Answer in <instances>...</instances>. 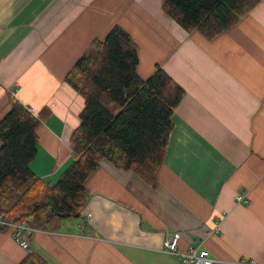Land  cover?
<instances>
[{
    "label": "crops",
    "instance_id": "obj_1",
    "mask_svg": "<svg viewBox=\"0 0 264 264\" xmlns=\"http://www.w3.org/2000/svg\"><path fill=\"white\" fill-rule=\"evenodd\" d=\"M165 3L0 0V121L14 98L41 118L31 169L47 183L71 165L85 107L67 75L114 26L137 44L141 78L161 67L186 91L156 185L102 161L79 217L57 231H21L28 249L14 230L0 231V264L32 252L50 264H184L163 252L176 233L181 253L196 241L228 264H264V0L212 39L183 29Z\"/></svg>",
    "mask_w": 264,
    "mask_h": 264
},
{
    "label": "trees",
    "instance_id": "obj_2",
    "mask_svg": "<svg viewBox=\"0 0 264 264\" xmlns=\"http://www.w3.org/2000/svg\"><path fill=\"white\" fill-rule=\"evenodd\" d=\"M263 0H166L164 10L188 32L207 38L229 31ZM67 75L84 98L81 124L73 133V161L52 185L37 177L41 118L17 99L0 121V218L43 231H57L79 217L88 198L86 183L107 160L134 171L150 185L163 164L174 125V111L186 91L161 67L149 79L138 73V46L121 26L92 43ZM0 226V231L8 230ZM20 264H50L32 252Z\"/></svg>",
    "mask_w": 264,
    "mask_h": 264
},
{
    "label": "built area",
    "instance_id": "obj_3",
    "mask_svg": "<svg viewBox=\"0 0 264 264\" xmlns=\"http://www.w3.org/2000/svg\"><path fill=\"white\" fill-rule=\"evenodd\" d=\"M237 202L244 204L248 203L249 202L248 196L246 194L239 195L237 197ZM1 224H5V222L0 218V225ZM7 225H9L8 228L14 230L15 238L17 242L20 243L24 249H28L29 248L28 241L23 240L19 234L21 231L25 229H29V226L23 223H19V224L9 223ZM219 228H220V223H217L215 228L208 229L209 230L208 234L210 236L214 235L219 231ZM181 236H182L181 233H176L175 235L166 238L163 245V252L178 257L179 259L182 260L184 264H228L226 262L212 258L209 251L203 249L202 242L198 243L196 241H192L190 243V247L188 251L185 253H181L179 250V243L181 240ZM239 264H260V263L253 260H241L239 261Z\"/></svg>",
    "mask_w": 264,
    "mask_h": 264
},
{
    "label": "rangeland",
    "instance_id": "obj_4",
    "mask_svg": "<svg viewBox=\"0 0 264 264\" xmlns=\"http://www.w3.org/2000/svg\"><path fill=\"white\" fill-rule=\"evenodd\" d=\"M94 52H95V51H94L93 48L90 49V51H89L90 54H94ZM3 221H4V220H3ZM4 222H5V224H1L0 226H5V225H6V226H9V225H7V224H9V222H6V221H4ZM9 229H10V228H9Z\"/></svg>",
    "mask_w": 264,
    "mask_h": 264
}]
</instances>
